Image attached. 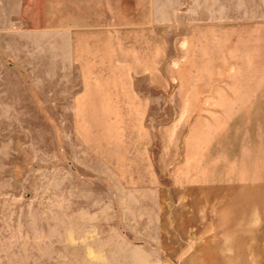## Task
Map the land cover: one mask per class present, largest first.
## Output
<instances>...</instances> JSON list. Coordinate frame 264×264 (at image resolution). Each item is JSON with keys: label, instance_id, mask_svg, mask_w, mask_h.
Returning <instances> with one entry per match:
<instances>
[{"label": "rangeland", "instance_id": "obj_1", "mask_svg": "<svg viewBox=\"0 0 264 264\" xmlns=\"http://www.w3.org/2000/svg\"><path fill=\"white\" fill-rule=\"evenodd\" d=\"M152 16L170 88L135 81L144 120L76 115L70 31ZM236 170L264 180V0H0V264L160 255L149 182Z\"/></svg>", "mask_w": 264, "mask_h": 264}, {"label": "crops", "instance_id": "obj_2", "mask_svg": "<svg viewBox=\"0 0 264 264\" xmlns=\"http://www.w3.org/2000/svg\"><path fill=\"white\" fill-rule=\"evenodd\" d=\"M69 35L81 82L73 110L83 119L144 120L152 99L136 92L135 81L145 77L150 88H170L161 81L164 54L154 16L143 25L78 28ZM149 184L146 190L156 191L151 243L160 255L124 264H264V208L250 202V190L264 187V180L236 170L217 182H174L167 192Z\"/></svg>", "mask_w": 264, "mask_h": 264}]
</instances>
